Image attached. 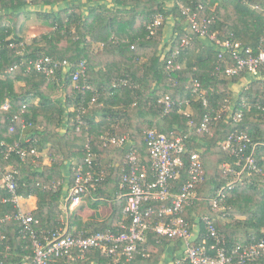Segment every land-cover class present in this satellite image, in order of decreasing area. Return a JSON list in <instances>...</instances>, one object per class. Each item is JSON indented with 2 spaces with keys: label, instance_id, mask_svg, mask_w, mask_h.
<instances>
[{
  "label": "trees",
  "instance_id": "obj_1",
  "mask_svg": "<svg viewBox=\"0 0 264 264\" xmlns=\"http://www.w3.org/2000/svg\"><path fill=\"white\" fill-rule=\"evenodd\" d=\"M169 2H173L171 7ZM179 3L193 10L197 7L192 0H0V167L19 171V196L37 198V208L32 212L39 221L37 229L52 231L60 226L61 201L74 186L78 169L88 170L86 159L91 153V170L96 177L102 176L83 199H88L94 209L110 202L112 213L103 221L88 220L80 230L87 234L116 232L126 204L120 187L126 155L134 145L141 163L150 170L146 133L152 130L186 138L188 153L173 185L174 193H179L188 180L190 153L201 156L204 181L196 186V199L184 207L183 214L192 231L198 222L196 245L205 243L207 247L214 242L203 220L206 217L214 222L230 250L264 240V114L255 107L264 100V72L257 79H247L246 74L234 78L217 76L216 68H225L218 50L198 39ZM202 5L198 9L199 20L211 21L210 29L219 39H232L255 51L261 43L264 47V0H203ZM33 10L39 21L52 30L27 43L24 21ZM159 16L163 18L162 25L151 34L149 27ZM185 36L193 37L189 49H181ZM179 49L175 69L169 72L167 62ZM43 56L68 61L72 73L85 61L86 75L80 83L90 85L93 92L77 91L71 72L59 71L54 76L27 72L28 62ZM178 65L182 69H177ZM242 78L249 87L235 93L234 86ZM122 81L127 83L122 85ZM196 82L200 84L199 93L193 92ZM95 91L98 101L92 105ZM166 95L174 101L169 111L159 103ZM202 96L208 100L207 107ZM225 100L230 102L232 112L244 111L241 121L235 122L232 113L226 111L216 117ZM244 101L250 109L243 108ZM5 103H9V111L3 110ZM189 106L193 115L186 112ZM208 113L212 117L208 131L198 132ZM15 115L25 118L31 126L22 129L13 122ZM79 115L83 124L77 130ZM232 134H244L249 143L256 145L254 149L249 146L244 156L253 154L258 171L244 169L243 155L222 149V143ZM125 135L128 141L122 147L104 140ZM17 143L27 156L14 152L6 159L7 148ZM45 152L50 158L47 164L39 156ZM224 163L235 172H242L240 180L231 183L236 174L225 172L221 168ZM60 181L63 184L59 185ZM221 190L223 199L214 208V199L219 198ZM3 194L0 192V196ZM169 203L148 202L143 208L159 210ZM18 211L13 204H0V216ZM23 229L19 221L0 223V238L8 237L11 245L9 264L33 256L30 237L22 233ZM38 236L41 237L40 232ZM169 242L149 232V256L138 254L129 264H160ZM173 242L179 249L181 242ZM3 254L1 246L0 258ZM54 264L113 263L100 251L90 250L85 259H58Z\"/></svg>",
  "mask_w": 264,
  "mask_h": 264
},
{
  "label": "built area",
  "instance_id": "obj_2",
  "mask_svg": "<svg viewBox=\"0 0 264 264\" xmlns=\"http://www.w3.org/2000/svg\"><path fill=\"white\" fill-rule=\"evenodd\" d=\"M202 1L192 0L193 4L196 2V10L180 3L178 5L187 19V24L196 33L198 39L210 42L218 50L219 61L225 65V68L217 67V76L222 75L226 78H234L246 74L247 78H261L264 72L263 43L258 47V51H255L232 39H219L217 33L212 32L210 29L211 21L199 20L198 9L201 10L203 8ZM162 22V16L157 17L155 22L149 27L151 34L156 33V29L162 25ZM192 42L193 37L185 36L181 40V49H189ZM181 49L173 52L168 60L167 69L169 72L174 71V63L178 59ZM229 60L233 61V64H230ZM72 68L71 63L68 61L56 60L50 56L40 57L36 61H30L27 64V72L37 71L47 76H54L59 71L72 73ZM177 69H182L181 65H178ZM85 75L86 62L83 61L77 66V71L72 73L75 89L77 91L93 92L94 89L90 85H82L80 83ZM242 79L244 80L245 78ZM126 83V81L121 82L122 85ZM193 92H200L199 83L196 82L193 85ZM97 101L98 95L95 91L91 104H96ZM201 101L205 107L209 105L205 96H202ZM159 103L163 105L166 111H169L174 101L170 95H166L159 100ZM255 107L264 114V100L256 103ZM2 108L5 111H9V103H5ZM243 108L250 109V105L244 101ZM25 109L26 107L23 108L22 113H24ZM81 111L85 112L84 110ZM224 111L232 113L235 122L241 121L244 117L243 110L231 111V105L228 100H225L223 108L216 112V117L220 116ZM211 121V114H206L198 132L208 131ZM13 122H18L22 129L31 126V123H28L25 118L19 115L13 117ZM78 123L77 130L83 124L81 115H79ZM191 124L193 123L191 122ZM14 130L15 127L13 125L11 126V131L13 132ZM104 140L106 143L122 147L128 141V137L126 135L123 138L104 137ZM29 141V139L26 140V142ZM249 142L248 137L244 134H232L228 140L222 143V146L226 151H231L236 156L243 155L242 157L246 160L244 169L258 171L253 154L244 156V152L248 150L249 146L253 149L256 147V145ZM146 143L150 156V170L141 163L138 151L134 145L129 147L126 155L121 184V189L124 191L122 197L126 199V204L123 209V221L118 225L116 232L74 233L65 226H60L52 231L37 229L39 221L34 218L32 213H27L21 208L22 197L17 192L19 171L12 168L4 170L0 167L2 175L0 192L5 193L0 196V204H13L19 209L15 214L0 216V223L6 220L21 222L24 226L22 233L30 237L33 250L32 257L25 256L22 262L10 264H54L58 259L77 262L85 259L87 252L90 250L100 251L113 264H129L135 260L138 254L144 257L149 256L147 245L149 232L157 234L163 240L169 239L181 242L182 252L174 258L171 264H247L264 261V240L255 241L248 245H238L230 250L226 246L225 239L220 236L214 222L208 217L203 220L214 242L207 247L204 245L205 243L196 245L194 242L198 234L191 230V224L186 221L183 214L184 207L196 199V186L204 181L201 156L198 152L190 153L188 180L179 193H174L173 185L180 177L181 168L185 166L184 155L188 153L186 138L175 136L173 133L168 136L151 130L146 133ZM14 152L20 154L23 158L28 154L26 150H21L17 143L7 148L5 158L8 159ZM32 152L34 153V151ZM93 157L90 153L86 159L88 165L86 172H84L83 168L78 169L76 182L65 199V205L70 209L82 203L84 195L89 193V188L94 187L102 176L96 177L92 171L94 167ZM226 172L235 171L229 169ZM235 174L240 175L238 172H235ZM223 196V190H221L218 195L219 198L214 199V208L219 206ZM168 201L170 202L169 205L159 210L153 207L147 208V210L143 208L148 202L164 203ZM68 208L65 209L67 210ZM39 232L41 237L38 236ZM1 246H4V254L0 258V264H9L7 261L11 257L9 255L11 245L8 243V237L2 236L0 238Z\"/></svg>",
  "mask_w": 264,
  "mask_h": 264
},
{
  "label": "crops",
  "instance_id": "obj_3",
  "mask_svg": "<svg viewBox=\"0 0 264 264\" xmlns=\"http://www.w3.org/2000/svg\"><path fill=\"white\" fill-rule=\"evenodd\" d=\"M168 5L171 7L173 5V2H169ZM170 23H172V26L174 25V21H171ZM169 35H171V34H169ZM203 41H205V40H203ZM205 42H207V44H210V42H208V41H205ZM243 81L244 80L242 79L241 82L239 83V85L243 86V84H244ZM235 90H236V88L234 86V91ZM241 91H242V89L237 91V93H240ZM186 112L188 114H191V115L194 114V111L191 108V106H189L186 109ZM222 149L224 151H226L223 146H222ZM39 156H43L44 157V164L48 163V161L50 159L49 158V153H47V152L40 153ZM221 168H223L225 170V172L228 171L229 169H232L226 163L222 164ZM58 184L59 185L63 184V181L58 182ZM121 184H120V187H121ZM64 186H65L64 190L67 191L68 190V185L65 184ZM27 201L29 203H31L32 205H30L29 208L24 209L22 207V204H21V208H22L23 211H25L27 213H29V212L32 213L37 208V198H35V197H30L29 199L21 198V202L22 203L23 202H27ZM107 203H110V202H107ZM91 205L92 204H91L90 201H88V199H83L82 203L79 206L73 207V208L70 209V208L66 207L65 201H64V198H63V200L61 201V204H60L61 213L59 215V219H60L59 225L68 227V229L71 232H74V233L85 232L86 230H80V229L83 228L82 225H84V223H86L88 220L96 219L98 221H103V220L107 219L112 213L111 204H108V206H106V204H101V205H99L98 209L92 208ZM65 208H68V209L66 210ZM72 218H76L73 223H71V219ZM122 221L123 220H121L120 222H122ZM120 222H119V224H120ZM193 228H194V230H193L194 233L199 231V225H198L197 221L195 222ZM40 230H44V229H40ZM175 243L176 242H173V241L168 243V247H167V249H166V251H165V253H164L163 257H162V260H161L160 264H171L172 261L174 260V258L181 254V252H182L181 246L178 249L176 247ZM149 249H150V247H149Z\"/></svg>",
  "mask_w": 264,
  "mask_h": 264
},
{
  "label": "rangeland",
  "instance_id": "obj_4",
  "mask_svg": "<svg viewBox=\"0 0 264 264\" xmlns=\"http://www.w3.org/2000/svg\"><path fill=\"white\" fill-rule=\"evenodd\" d=\"M109 7L111 8L112 6H109ZM34 11L35 10H33V14H31L24 21V38H25V40H26L27 43H31L32 40L35 37H37V36H39L41 34H48L52 30L51 28L45 26L41 21H39V19L37 18L36 14L34 13ZM243 82H244L243 86L242 85H239V84L238 85H235V88H236L235 92L236 93H237V91H239L241 89L244 90L245 88L249 87V82H247L245 79H244ZM17 88L19 89L20 86H17ZM186 102L188 103V101H186ZM238 173H240V175H235V178L232 179L231 183L234 184L237 180H240L239 178L241 177L242 172H238ZM21 204H22V207L24 209H27V208H29L30 205H32L28 201L27 202H23V203L21 202ZM108 204H110V203H106V206H108Z\"/></svg>",
  "mask_w": 264,
  "mask_h": 264
}]
</instances>
